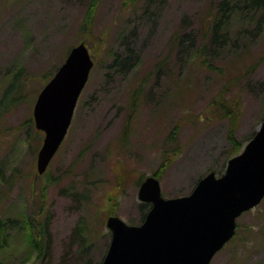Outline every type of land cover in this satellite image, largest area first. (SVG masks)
I'll list each match as a JSON object with an SVG mask.
<instances>
[{"label": "rangeland", "instance_id": "374dc122", "mask_svg": "<svg viewBox=\"0 0 264 264\" xmlns=\"http://www.w3.org/2000/svg\"><path fill=\"white\" fill-rule=\"evenodd\" d=\"M210 1L0 0V99L19 70L22 83L18 102L0 112V220L42 212L51 236L37 260L27 233L7 224L2 264H99L109 215L142 222V203H150L137 191L146 176L157 171L162 196L174 197L209 171L222 174L242 149L230 144V120L213 101L230 76L238 84L219 100L237 101L241 147L252 137L264 118V25L231 22V35L240 26L248 34L213 59L221 71L209 69L197 51L208 44ZM81 41L93 65L63 141L38 175L43 132L25 120L33 121L38 92ZM236 224L210 264H264V197Z\"/></svg>", "mask_w": 264, "mask_h": 264}, {"label": "water", "instance_id": "95a60500", "mask_svg": "<svg viewBox=\"0 0 264 264\" xmlns=\"http://www.w3.org/2000/svg\"><path fill=\"white\" fill-rule=\"evenodd\" d=\"M92 65L88 47L79 42L37 94L32 114L35 127L43 131L36 156L38 175L66 135ZM137 195L150 203L149 210L139 224L107 217L110 241L100 264H210L233 237L237 217L264 197V118L227 160L222 174L209 171L189 193L174 197L162 196L159 179L148 175Z\"/></svg>", "mask_w": 264, "mask_h": 264}, {"label": "trees", "instance_id": "16d2710c", "mask_svg": "<svg viewBox=\"0 0 264 264\" xmlns=\"http://www.w3.org/2000/svg\"><path fill=\"white\" fill-rule=\"evenodd\" d=\"M205 19L207 24L203 30V36H208V44H205L203 42L202 46L199 48V52L197 51V53L202 56L200 63L205 65L209 69L221 71V67L217 66V64H214L213 59L218 58L222 51L225 52L226 47H228L229 49L238 48L239 37L242 36L244 32L248 34L249 30L244 26H240L237 28L235 35L233 36L229 31L230 23L235 20L242 19L243 21L249 23L255 22V27L257 29L262 27V25H264V0H211ZM245 46L246 43L243 41L240 48H243ZM128 55L129 56L124 57L129 58L131 54L128 53ZM124 57H117L123 60L124 65H121L122 67L126 66L127 61H129ZM253 66L254 65L249 64L246 69V73L248 71H251L254 68ZM19 73L20 70L15 73L10 83L4 89L3 95L0 99V112H3L4 108H7L6 106L8 104L13 105L19 100V92L22 89V83L20 82V79L18 77ZM238 78L240 77L237 75L230 76L222 85V91H227L234 85H237L239 81H237ZM223 92H221L219 98L224 97L225 93ZM219 98H216L213 101L221 108L220 112L222 113L223 117L230 120L227 139L229 140L230 144L233 145V148L237 151L242 148V145L239 144L234 135L238 107L236 105L237 101L233 102L234 104H226L223 100H219ZM217 100L219 101L216 102ZM25 122H27L30 126H33V121L31 118L25 120ZM36 131L37 130H35V133L39 140L40 136ZM214 172L218 175L220 174V171ZM153 175L159 176L157 171L154 172ZM142 205H146V210L143 211L144 214H142L141 218V220L143 221L147 210L150 208V204L148 205L146 203H142ZM41 213L42 212H39L37 215L27 216L25 220L21 221L19 219L12 218L9 219L7 223H3L2 220H0V237H2V233H5L7 224L9 225V229L16 228L19 231L24 230L27 233V241L29 243V247L35 253V259L40 260L44 258L50 250L51 236L49 232L48 220L46 218L47 216H43V218L40 220L39 216L41 215ZM36 216L37 218H35ZM0 264H2L1 261Z\"/></svg>", "mask_w": 264, "mask_h": 264}, {"label": "bare ground", "instance_id": "6f19581e", "mask_svg": "<svg viewBox=\"0 0 264 264\" xmlns=\"http://www.w3.org/2000/svg\"><path fill=\"white\" fill-rule=\"evenodd\" d=\"M33 122H34V120H33ZM35 126V125H34Z\"/></svg>", "mask_w": 264, "mask_h": 264}]
</instances>
